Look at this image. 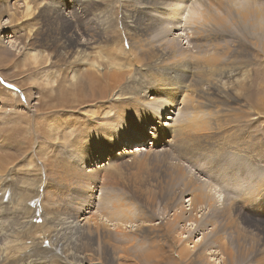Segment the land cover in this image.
Returning a JSON list of instances; mask_svg holds the SVG:
<instances>
[{"label":"rangeland","instance_id":"obj_1","mask_svg":"<svg viewBox=\"0 0 264 264\" xmlns=\"http://www.w3.org/2000/svg\"><path fill=\"white\" fill-rule=\"evenodd\" d=\"M24 1L35 14L22 15ZM43 1H49L43 7L57 4L50 3L54 0H0V22L12 17L11 23L4 19V27L0 26L6 44L0 46V264H70L87 255L100 264H119L126 255L135 264H177V244L188 248L194 264H205L207 258L196 259V255L205 246L222 252L215 241L236 257L234 264H264V59H251L255 61L252 81L241 91L242 104L234 105L213 99L206 85L193 93L187 89L199 79L191 69L184 72L186 77L176 79L154 69L138 73L137 68L128 67L126 77L132 73L137 79L145 77V92L154 88L139 100L140 105L147 96L158 93L161 98L143 102L139 110H134L133 99L108 105L98 122L82 112L110 100L120 84L116 79L122 77L112 79L109 93L106 89L103 97L94 99L70 92L74 80L67 56L46 61L47 55L56 59L62 35L76 25L79 38L87 39L89 33H105L109 21L107 32L114 41L95 44L94 51L111 57L125 52L122 57L131 62L134 47L128 50L127 39L136 41L149 30L147 47L154 50L151 59L141 64L143 68L155 65L161 42L168 41L161 50L173 49L171 39L179 33L184 34L175 44L194 56L189 35L201 24L206 25L201 59L210 51L224 52V58L228 54L231 60L240 38L249 46L238 52L239 58H253L261 51L258 35L264 37V30L248 28L253 23L248 13L233 9L230 0H186L179 11L183 10L182 16L176 12L178 17L170 25L166 20L147 24L148 19L161 17L152 9L135 22H125V12L142 0H132L133 5L125 0H95L111 13L97 17L85 6L65 17V12L75 9L65 6L63 14L52 18L40 17ZM239 1L250 11L255 4V0ZM202 12L208 23L200 17ZM179 15H185L184 19ZM173 24L177 29H172ZM14 27H18L14 38L7 37ZM118 28L126 34L135 28L136 33L127 34L123 41L117 38ZM36 40L41 53L35 60L29 44ZM254 42L256 54L250 49ZM180 58L190 64L181 54ZM86 69L90 66H83L81 74ZM111 73L102 68L99 74ZM64 117L68 125L61 122ZM187 117L190 128L179 133L177 128ZM99 121L115 128L100 130ZM246 124L250 132L243 130ZM165 138L169 140L161 141ZM136 146L135 154H127ZM201 189L208 199L199 204L193 196ZM54 212L58 220L52 219ZM44 217L50 231L44 227ZM48 253L56 259L46 257ZM213 258L216 264H227L226 255Z\"/></svg>","mask_w":264,"mask_h":264},{"label":"bare ground","instance_id":"obj_2","mask_svg":"<svg viewBox=\"0 0 264 264\" xmlns=\"http://www.w3.org/2000/svg\"><path fill=\"white\" fill-rule=\"evenodd\" d=\"M125 1L129 5H133L132 0H125ZM142 1H143V3H140V5H136L135 7H133V9L125 12V14L128 15V17L124 16V19L126 20L125 22H127V23L135 22L138 18L143 17L144 15L148 14L152 9L153 12H154V10H156V11H158L157 12L158 14L159 13H162V14H160V16H161L160 19H158V18L148 19L149 21L147 22V24L151 23L152 25H157V22H158V25H160V24L164 23V20H166V21H168L167 23H169L168 25H170V24L174 23L173 19H174V17L177 16L174 14H176V12H179L180 9L183 8V5L186 6V0H180V1H178V0H142ZM201 1L203 3V0H201ZM230 2H231L230 6L233 9L246 11L248 13L250 20L253 21V23L250 24L248 26V28L254 27L256 29L264 30V0H255V4L252 5L251 11L248 9H245L244 5L239 0H237V1L236 0H230ZM44 3H49V1H43L41 3L42 5L40 4V8L42 6V10L41 11L39 10L40 17L43 15L47 16L49 18H52L55 15L59 16V15L63 14L61 12H63V9L65 6H72L75 8L73 11L70 10L67 13L65 12L64 13V14H66L65 17H69L71 13H77L79 11V8H82L85 6H88L90 8V12L93 13L94 16H97V17L108 16L111 13L110 8L101 9L99 4L95 0H54V1H50V3H57V4H50L48 7H43ZM258 4H261V5H259L260 7H258ZM23 7L24 8H22L23 10H21V13L24 17L31 16L32 14L36 13L35 12L36 10H34V8L32 6H30L26 1H24ZM15 10L16 9H14V11ZM99 10H101V11L98 12ZM182 11L179 12L180 15L182 14ZM192 11L197 12L196 9H193ZM186 13H188L187 10H186ZM186 13H185V15H187V18H188L189 13L188 14H186ZM13 14H14V12H13ZM180 15H179V17L181 19L185 16L184 15L183 17H181L182 15L181 16ZM154 16H157V15L154 14ZM10 17L11 16H9L8 18H3L1 20V22H0L1 29L4 27V25H2V21L4 19L6 20L5 21L6 23L12 22V17L11 18ZM200 17L203 18L205 23L209 22L205 12H202ZM84 18H86V17H84ZM129 19H132V20L130 21ZM68 22L70 23L71 21H68ZM75 22L73 21L72 23L75 24ZM6 23H3V24H6ZM177 24H180V23L178 22ZM200 26H201V28H197L196 31L194 32V34L189 35L190 40H191L190 43H192L193 48H195V51H193L195 53L194 56L191 57L190 56L191 53L184 52L183 48L178 47V45H177L178 43L175 44L177 37H180L182 34H184V33H179V35H177V36L175 35L171 39V41L174 44L173 49L161 50L162 43H164V42L167 43L168 41L166 39L165 41L161 42V45L158 47V52H156V58L154 60L155 65H151L149 67L143 68L141 66V64H146L147 61H149L151 59V57H152L151 56V50H154V49L147 47V39H146L145 35L148 34L147 32L149 30L144 31L142 33V35L140 37H138V39L136 41H133L132 39H127L126 43H127L128 50L131 49L132 46L134 47V49H133L134 56H133L132 62L130 60H125L126 58L124 59L122 57V55H124L125 52H123L124 54H122V52H119V54L117 56L111 57V56H106L101 50L94 51L95 50V44H101V43H103L104 40L108 43L114 41V39L110 36V30H109V32H107V29L111 27V23L109 21H108L107 28H105V30H104L105 33L97 34V33L91 32L92 34L89 33L88 34L89 37L87 39H84V38L80 39L79 38L80 33L78 32L77 25L74 26V27H76L75 30H74V28H69L65 32V34L62 35L63 42L60 45H58L57 55L55 56L56 59L53 60V59H51V57H49L50 55H47L46 61L52 63V62L58 61L59 60V59H57L58 57L60 58V60H62L63 57L66 58V56H67L69 67H72L71 72L73 74L71 75V80L72 81L74 80V83L70 82V84H69L68 88H69L70 92L79 93L85 97L89 96V97L94 98V99L98 98L97 97L98 95L103 97L106 89H107V92L109 93V90H110L109 87L111 84L110 82L112 79L120 78L119 76L122 77L120 80L116 79L117 82H120V84L118 85L119 86L117 88L118 90H116V92H114V94H112L113 96L111 98H109L110 100H108V101L106 100L107 102H103L102 104H100L96 108L92 109V111L88 110L87 111L88 113L82 112V114L87 116L88 119L94 120L95 122H98L97 119L101 116V111L104 110L108 105H113V104L114 105H122L124 100L128 99V101L130 102V100L133 99V100H135V102L132 103L134 110H139V109H141V105L143 102H151L152 100H157V99L161 98L158 95V93L155 92L157 94V96H153V95L147 96V99H144V101L141 102V105H140V103H138L139 100L142 99V97L146 96L149 91L154 90V88L153 89L149 88L145 92L144 85H143V80L145 77L137 79V77L133 73L130 74L128 77H126L125 73L127 72L126 68H128V67H130L132 69L137 68L136 71L138 73H140L139 72L140 69H145V70L154 69V71L160 75L172 76V74H173V77L176 79L186 77L187 76L185 74L186 70L191 69V71L196 75V77L199 78L198 80H195L194 83L187 85V89H190V88L193 89L192 93L198 88L205 89L204 85H206L208 94H211L213 99L224 101V102L231 104V105L242 104L243 98L241 97V91H243L244 88L247 85H249L252 81L253 65L258 58L261 61H262V59H264V37H263V34L261 33L258 35L260 37L261 51L259 53H257L258 50L256 48V42H254L255 46H253V44H252V46L250 48L251 51H254V52L256 51L255 54L257 53L255 55V57H253V58H250V59L249 58H246V59L239 58L238 52H240L243 48L249 46L248 43H246L245 41H243L240 38L239 42H238V51H237V53L231 54V56H230L231 60L227 59L228 54H226L225 58H224V52H210V51H206L203 59H201L198 56H200V53L202 52V47H203L204 40H205V35L203 34V31L206 29V25L201 24ZM128 27H136V24L128 25ZM175 27H176V24H173L172 29H174ZM177 27H179V26H177ZM17 28L14 27V29H11V31H9L7 37L14 38L15 34L18 31ZM101 29H103V28H101ZM175 29H177V28H175ZM169 30H171V29H169ZM30 31H32V30L30 29ZM135 33H136L135 28L134 29H127V34L129 35V37H132ZM32 34H33V37H35L36 34L35 33H32ZM127 34H126L125 30L121 31V29L118 28L117 38L124 41ZM7 37H6V39H7ZM127 38H128V36H127ZM244 40L251 42V40L249 38H244ZM47 41H48V39H47ZM37 44H38V40L32 41L29 44L30 54L32 55V57L35 60L37 59V57L39 58L40 53H41V51L38 50V48L36 47ZM5 45H6L5 44V36L3 34H0V46L6 47ZM45 52H46V50H45ZM180 54L182 55L183 58L186 57L187 61L190 60V64H185L183 59L180 58ZM251 59H254L255 61L252 62ZM85 65H89L90 69H86V72L81 74V71L83 70V66H85ZM102 68L103 69L107 68L110 71H112V73L110 75H106V74L100 75L99 74L100 69H102ZM121 80L123 81V83H121ZM66 96H68V95H66ZM105 113H106V111H105ZM159 115L161 116V114H159ZM61 119H62L61 122L67 123V125H68V121L66 120L65 117L61 118ZM146 120L148 122H152V119H149V120L146 119ZM190 121H191V119L187 117L186 120L178 126L177 131L179 133H185L190 128ZM72 123H74V125H76V123L74 121ZM248 124H246L243 128V130H245L246 132H250ZM163 125H166V124L163 123ZM108 127L115 128V126H110L109 124H106L105 122L99 121L98 128H100V130H102L103 128H108ZM166 127H167V125H166ZM60 128H61V126H60ZM162 129H166V128L162 127ZM91 130H92V128L90 127L88 129V131L90 132ZM172 132H174V130H172ZM153 135L156 136L155 131H154ZM229 136L231 137L230 139L232 141H234L235 143L239 142L237 137L234 136L233 134H229ZM110 139H112V137ZM135 139H138V138H135ZM168 140H169L168 138L161 139V141H168ZM146 141L147 140H145L144 142H146ZM249 147L250 146H247L246 148H249ZM122 149H124L123 146H122ZM131 150L132 151H127V154H130V155L135 154V152H137V146L132 147ZM237 150L240 151V150H242V148L237 149ZM130 152H132V153H130ZM111 155H112V153H111ZM114 157L115 156H112V158H114ZM106 166H107V164L104 165L103 167H106ZM100 167L98 169H100ZM103 167H101V168H103ZM89 177L92 179V175H89ZM202 190H204V189H201L200 192L194 194V196H193V198L196 199L199 204H202L204 201H207V199H208V194ZM197 191H194V192H197ZM194 204L196 205V203H194ZM213 212H214V210H213ZM42 215H44V214H42ZM53 215H54V217L52 219L56 218V220H58V218H57L58 214L54 212V214H52V216ZM43 220H45V223H44V227H45V224H47L46 222L48 221V219H45V217H44ZM49 223H51V222H49ZM45 228H46V231L51 230L50 227H45ZM43 235H45V233ZM8 242H10V241H8ZM215 242L216 243L218 242V245L220 247V251H222V249H223L222 252H218L217 250L213 251L212 249L214 246H211V245H210L211 247L205 246V248H203L202 251L199 253L200 255L199 254L196 255V259L207 258V260H204L206 262L205 264H216V262H215L216 259L213 258V255H221V258L224 257V255H226L227 260L226 261L224 260V262H226L227 264H234L233 260L236 257H234L232 255L231 251H229V249L226 246H223V244H221L219 241H215ZM176 243H178V242H176ZM176 246L178 247L177 253L179 255V259L178 258L177 259L180 260L177 264H190V263L194 264L195 258L190 256L191 252H189L188 248H186L185 246H183V247L179 246L178 244ZM40 249H46V248L42 247ZM47 250H50V249H47ZM234 251H236V249ZM239 251H241V249ZM241 253H243V252H241ZM46 257H49L52 260L56 259V258L53 259V257L49 253L46 254ZM211 257L213 259H211ZM153 258H154V256H153V254H151L150 259H153ZM238 258L239 257L237 255V259ZM121 259H123V260L125 259V260L122 261ZM81 260H82V258L79 257L77 262H76V260H74L70 264H84V263L85 264H100V262L97 259H92L90 255L85 256L83 258L82 262H81ZM120 260H121V262L119 264H135V262L133 263L128 255L121 257ZM211 260H213V261H211ZM228 261L230 263H228ZM58 263L64 264L61 261Z\"/></svg>","mask_w":264,"mask_h":264}]
</instances>
